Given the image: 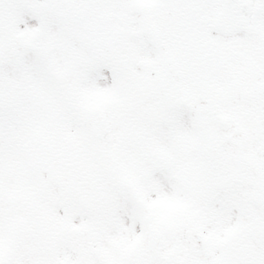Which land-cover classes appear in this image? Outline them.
<instances>
[{"label":"snow or ice","instance_id":"1","mask_svg":"<svg viewBox=\"0 0 264 264\" xmlns=\"http://www.w3.org/2000/svg\"><path fill=\"white\" fill-rule=\"evenodd\" d=\"M0 264H264V0H0Z\"/></svg>","mask_w":264,"mask_h":264}]
</instances>
